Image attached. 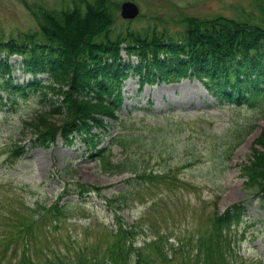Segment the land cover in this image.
<instances>
[{"label":"rangeland","instance_id":"1","mask_svg":"<svg viewBox=\"0 0 264 264\" xmlns=\"http://www.w3.org/2000/svg\"><path fill=\"white\" fill-rule=\"evenodd\" d=\"M109 1L117 7L114 27L119 31L129 27L132 32L155 27L180 33L187 17L237 18L240 7L245 14L253 11L249 0ZM124 1L139 7L131 23L120 17ZM74 2L0 0V42L37 29L30 5L59 11L71 9ZM121 57L122 64L137 63L134 54L121 51ZM19 60L13 56L9 63L14 83L21 85L32 77ZM140 80L131 74L123 83L122 105L116 111L121 124L103 117L110 127L96 142L106 146L116 135L122 147H112V162L131 170L121 175L105 173L78 138L70 147L63 146L60 138L48 148L31 146V131L22 134V122H32L40 110L48 111L49 99L57 103L55 96L49 94L42 102L39 93L31 91L26 98L10 101L7 93H0V238L4 222L12 216L8 201L13 197L26 214H33L37 204L49 208L61 199L63 212L46 218L45 225L40 222V231L36 226L30 230L34 240L29 254L35 261L49 249L89 255L104 245L116 226L113 210L120 203L124 208L119 220L137 232V247L158 235L176 247L181 241L178 253L186 256L192 250L189 241L208 230L215 211L242 205L240 220L228 231L231 248L243 258L242 264H264V195L249 191L239 173L254 150L264 151L255 142L264 131L263 113L256 107L217 105L195 79L142 87ZM58 120L52 114L51 121ZM16 143L27 150L12 163L10 147ZM84 188L95 191L84 193ZM16 240L10 251H0V264H17L22 238L19 246L14 245ZM170 264H181L178 254Z\"/></svg>","mask_w":264,"mask_h":264},{"label":"trees","instance_id":"2","mask_svg":"<svg viewBox=\"0 0 264 264\" xmlns=\"http://www.w3.org/2000/svg\"><path fill=\"white\" fill-rule=\"evenodd\" d=\"M250 8L253 11L245 14L240 7L237 18L187 17L184 30L171 33L155 27L138 32L129 27L117 30V7L109 0H77L71 9L59 11L30 5L37 29L0 42V91L11 100L26 98L31 91L38 92L42 102L49 94L56 97L57 103L49 99L48 111L40 110L32 122L22 123L21 133L30 130L34 146L50 147L57 137L64 145H73L79 138L105 173L130 172L112 162L109 146L96 148L95 140L106 132L108 124L103 117L118 121L115 113L122 100L120 87L131 70L149 83L195 77L218 101L256 104L264 119V0H249ZM121 51L137 56L138 65L122 64ZM15 55L21 58L25 72L33 76L22 85L14 83L8 62ZM37 75L48 79L42 83L36 80ZM52 114L59 116L57 122L51 121ZM116 142L120 146L114 138L110 144ZM255 142L264 148V131ZM24 151V145L10 147L11 162ZM239 173L249 191L264 195V151L254 150L248 162L239 166ZM15 201L17 197L8 201L13 207L9 209L12 216L1 229L0 251H10L13 238L17 239L14 245L19 246L21 237L22 252L17 264H170L177 254L181 264L244 262L230 248L228 232L240 216L242 208L238 206L222 214L215 211L208 230H202L195 242L189 241L191 254L179 256L181 241L180 246L170 244L165 249L166 239L158 235L142 247H134L138 234L119 220L118 212L123 210L120 203L114 213L116 226L97 252L88 255L81 250L68 253L49 249L35 261L29 254L34 240L30 230L36 226L40 231V222L45 225L46 218L60 215L64 208L56 201L49 208L37 204L33 214H26Z\"/></svg>","mask_w":264,"mask_h":264},{"label":"water","instance_id":"3","mask_svg":"<svg viewBox=\"0 0 264 264\" xmlns=\"http://www.w3.org/2000/svg\"><path fill=\"white\" fill-rule=\"evenodd\" d=\"M138 13V7L132 2H123L120 5V16L123 19H134Z\"/></svg>","mask_w":264,"mask_h":264}]
</instances>
